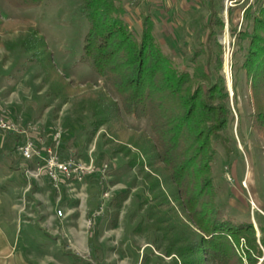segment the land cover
I'll list each match as a JSON object with an SVG mask.
<instances>
[{
  "label": "rangeland",
  "instance_id": "rangeland-1",
  "mask_svg": "<svg viewBox=\"0 0 264 264\" xmlns=\"http://www.w3.org/2000/svg\"><path fill=\"white\" fill-rule=\"evenodd\" d=\"M81 2L42 0L38 6L14 8L0 0V116H22L37 124L46 144L54 128H60V155L92 160L96 168L81 183L63 181L55 187L44 175L28 178L26 169L35 163L9 149L12 141L1 137L0 160L22 165L14 175L29 180L7 201L12 206L3 219L10 240L15 238L9 264H77L75 256L88 264H183L165 250L190 226V215L176 201L178 188L172 179L148 165L154 153L146 154L155 136L152 120L126 114L105 78L79 61L89 27ZM129 2H124L126 19L135 37H140L143 15H150L163 52L179 68L190 69V57L207 33L206 0ZM221 2L234 6L231 22L237 30L243 7L255 0ZM219 41L234 118L228 128L233 152L228 158L219 146L212 166L215 200L234 222L251 220L258 238L264 227V127L255 121L252 76L241 68L245 49L227 30ZM122 50L116 63L127 59ZM111 75L117 79L119 74ZM262 89H257L261 97ZM179 187L184 189V182ZM106 190L109 195L104 197ZM190 229L203 234L193 225Z\"/></svg>",
  "mask_w": 264,
  "mask_h": 264
},
{
  "label": "trees",
  "instance_id": "trees-1",
  "mask_svg": "<svg viewBox=\"0 0 264 264\" xmlns=\"http://www.w3.org/2000/svg\"><path fill=\"white\" fill-rule=\"evenodd\" d=\"M7 2L14 8H30L40 5L42 0ZM124 2L82 0L89 27L79 61L89 64L96 75L105 78L118 93L126 114L152 120L155 136L153 141L150 139L146 154L154 153L148 165H155V172L172 179L178 188L176 201L180 200L182 212L190 215V226L203 233L198 234L188 224L175 242L169 243L166 254L182 258L183 264H195L198 258L203 264H257L264 256V227L259 228L257 238L251 220L234 222L225 213L215 200L212 166L219 146L226 157L233 152L228 128L234 115L226 79L221 73L224 49L219 38L225 30L245 49L241 68L252 76L255 121L264 127V96L257 92L261 86L264 95V0L243 7V23L237 30L231 22L234 6L225 7L221 0H206L207 33L190 57V69L179 68L163 52L153 34L154 21L150 15H143L140 37H135L126 19L129 11ZM222 9L229 16L227 22ZM122 48L126 49L127 59L116 63L114 59ZM111 71L119 74L117 79ZM14 136L13 149L21 141ZM182 182L184 189L179 187ZM158 184L156 180V187ZM168 233L165 231L164 235ZM75 259L77 264H88L77 256ZM259 264H264V257Z\"/></svg>",
  "mask_w": 264,
  "mask_h": 264
},
{
  "label": "built area",
  "instance_id": "built-area-1",
  "mask_svg": "<svg viewBox=\"0 0 264 264\" xmlns=\"http://www.w3.org/2000/svg\"><path fill=\"white\" fill-rule=\"evenodd\" d=\"M149 2L157 0H130L128 4L134 5L136 2ZM0 130L9 131L21 136V141L16 145L15 150L23 158L29 159L35 166L33 169H26L28 178H41L42 175L50 178L55 187L63 181L70 183H81L83 179L92 175L96 168L93 161H85L73 155H60V128H54L52 137L48 144L42 135H39L40 127L30 121H26L22 116L17 119H8L0 116ZM107 164L102 167L105 171ZM104 197L109 195V191L104 192ZM61 215V211L58 210Z\"/></svg>",
  "mask_w": 264,
  "mask_h": 264
},
{
  "label": "crops",
  "instance_id": "crops-1",
  "mask_svg": "<svg viewBox=\"0 0 264 264\" xmlns=\"http://www.w3.org/2000/svg\"><path fill=\"white\" fill-rule=\"evenodd\" d=\"M0 135H1L0 139L1 137H5V136L7 137V139L10 138L12 143L9 149H11L15 136L12 134H5V135L0 134ZM17 168L22 169V165L15 166L9 161L5 162L4 160H0V264H9V262L12 261V257H13L12 253L15 250L13 248V242L15 238L11 236V240H10L9 235H7V232L10 230V227L6 225L3 219L4 216H6V212L8 211V209H10L12 206L9 202H7L8 198L11 197L13 194H15L14 193L15 190L21 189L22 187L26 188L29 182V180L24 181L22 178L20 179L14 175L15 174L14 172H16L15 169ZM20 227L21 225H19V228ZM9 253L11 254L8 257L7 254Z\"/></svg>",
  "mask_w": 264,
  "mask_h": 264
}]
</instances>
